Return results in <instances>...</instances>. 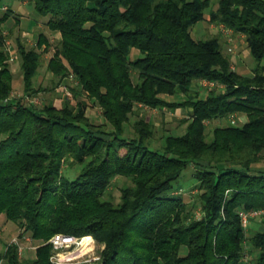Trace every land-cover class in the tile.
Segmentation results:
<instances>
[{
	"label": "trees",
	"instance_id": "16d2710c",
	"mask_svg": "<svg viewBox=\"0 0 264 264\" xmlns=\"http://www.w3.org/2000/svg\"><path fill=\"white\" fill-rule=\"evenodd\" d=\"M19 1L32 2L59 35L47 70L72 75L73 95L86 94L103 120L91 122L82 104L36 107L11 97L7 37L0 35V215L35 243L56 233L91 236L103 245L97 264H264V229L247 237L238 216L264 210V166H255L264 163V0ZM206 10L209 24L243 36L251 73L232 70L218 35L192 37ZM11 12L0 14V25ZM16 42L23 96L31 97L39 92L32 88L42 61L37 48L45 52L47 40L39 33L35 47ZM202 79L219 90L200 88ZM144 108L188 109L184 132L150 149ZM235 114L244 124L218 125L206 141L205 123ZM131 115L137 119L126 137ZM72 165L79 169L68 179L62 170ZM188 166L199 216L172 191ZM117 177L130 185L119 187L114 204L104 195ZM50 252L43 245L20 259L9 246L4 264H51Z\"/></svg>",
	"mask_w": 264,
	"mask_h": 264
},
{
	"label": "rangeland",
	"instance_id": "374dc122",
	"mask_svg": "<svg viewBox=\"0 0 264 264\" xmlns=\"http://www.w3.org/2000/svg\"><path fill=\"white\" fill-rule=\"evenodd\" d=\"M2 6L8 8L12 12L9 15V19L0 25V35L6 36L5 47L6 54L8 58L12 54L15 56L14 61L9 62L6 60L9 68L12 72V95L13 98H24L27 102H35L36 107H42L44 104H53L55 107H60L68 103L71 106H76L82 104L85 107L86 116L93 123H101L102 116L100 108L93 102L92 99L88 98L86 94H80L77 96L73 95L72 90L77 86L76 80L72 75L64 79H60V76H53L47 70V61L53 53L54 46L58 41L59 35L50 32L46 26L45 22L48 17H40L36 14L34 9V4L32 2H24L19 0H2L0 5V14L4 13ZM15 13V14H14ZM208 13L209 10L205 11L204 20L194 25L191 29V35L196 40H204L209 36L218 35L223 42L224 38L214 24L208 23ZM43 33L47 40L48 49L44 52V46L38 47L37 50L42 52V61L37 69L36 75L32 79L33 90H39V92L31 97H24L23 82L21 78L20 70V60L17 53V42L19 39L22 44L27 48L35 47L37 41V35ZM231 48L232 51L228 52ZM223 52L227 53L232 60V70L240 74H249L254 66V61L250 54L248 53L244 39L242 36H233V42L223 45ZM237 54H244V57L239 58ZM137 52L133 50L131 54V59H134ZM264 66V59L262 61ZM70 68H68V71ZM69 73V72H68ZM133 82L136 81V75L132 76ZM195 90V87H192ZM216 90H219L217 88ZM203 91V90H202ZM204 96V92L201 93ZM168 102L178 101L175 97H166ZM142 109V108H141ZM140 109L139 116H142L145 120L152 123V138L147 143L150 149H160L163 145L164 138L170 134L180 135L184 132L186 123L183 120L187 116L188 109L176 108L175 110L163 109L161 110H149ZM138 112V111H137ZM137 119L136 116H130L129 122L124 124V136L130 137L133 135L132 123ZM233 120V123H231ZM246 121V118L241 115H232L226 120H214L210 123H205V135L206 141H210L212 138V132L216 126H228L230 124H235L236 126H241ZM120 154L124 153V150L119 151ZM257 169H262L264 163H259L255 165ZM78 166H65L63 168V175L68 179H73L78 172ZM194 169L193 166H188L180 175V177L172 183V191L178 193V196L183 200L187 206V211H191L192 214L199 216V192L196 190L195 181L193 180ZM130 185V181L123 177H117L113 179L111 187L107 190L104 195L105 199L111 200L114 204L119 201V187ZM264 228V215L256 216L249 220L247 227L245 228L247 237L251 236L254 232L260 231ZM22 233L15 224L7 222L4 215H0V264H4L5 261L3 256L6 252L7 247L10 245V241L13 238H18ZM24 234V233H22ZM25 235V234H24ZM51 238V237H50ZM49 238V239H50ZM48 239V240H49ZM47 240V241H48ZM32 241V240H31ZM43 241L39 243L30 242V245L38 248L39 246L48 245ZM24 244V242H22ZM96 247L100 249L101 244L96 243ZM26 245V244H25ZM50 246V245H49ZM247 246V245H246ZM248 247V246H247ZM51 248V247H50ZM35 249L24 250L20 259H31L34 257ZM51 254V252H50Z\"/></svg>",
	"mask_w": 264,
	"mask_h": 264
},
{
	"label": "built area",
	"instance_id": "2783aa9c",
	"mask_svg": "<svg viewBox=\"0 0 264 264\" xmlns=\"http://www.w3.org/2000/svg\"><path fill=\"white\" fill-rule=\"evenodd\" d=\"M1 9L6 10V7L3 6ZM217 28L221 32L225 42L231 44L233 42L232 30L227 29L221 24L218 25ZM231 51L232 49L229 48L228 52ZM14 58L15 56L11 54L8 61L12 62L14 61ZM198 84L199 87L203 89H215L220 87L216 82L205 79L200 80ZM32 103L35 104V102ZM231 123H233V120H231ZM261 215H264V210H240L238 212L243 228L247 227L250 219ZM31 240L32 239L29 236L21 233L18 238L11 239L10 245L15 246L17 255L21 256L24 250L36 249V247L30 245V242H32ZM22 242H24V244ZM46 244L51 247V254L49 256V262L51 264H97L101 261L100 252L103 249V245L98 249L95 240L91 236L75 237L56 233L51 236Z\"/></svg>",
	"mask_w": 264,
	"mask_h": 264
},
{
	"label": "crops",
	"instance_id": "0c3cea01",
	"mask_svg": "<svg viewBox=\"0 0 264 264\" xmlns=\"http://www.w3.org/2000/svg\"><path fill=\"white\" fill-rule=\"evenodd\" d=\"M15 14V13H14ZM238 55V57L239 58H241V57H244V54H237ZM253 68V67H252ZM251 73V72H250ZM60 106H62V103L61 104H59ZM264 229V228H263ZM263 229H261V230H263Z\"/></svg>",
	"mask_w": 264,
	"mask_h": 264
}]
</instances>
